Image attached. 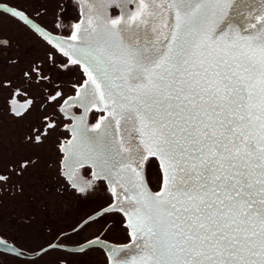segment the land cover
Wrapping results in <instances>:
<instances>
[{"label": "snow or ice", "instance_id": "snow-or-ice-1", "mask_svg": "<svg viewBox=\"0 0 264 264\" xmlns=\"http://www.w3.org/2000/svg\"><path fill=\"white\" fill-rule=\"evenodd\" d=\"M220 5L172 0L174 25L163 44L124 43L118 20L111 30L77 24L69 38L76 43L56 44L88 76L81 106L107 113L94 135L81 117L63 151L76 164L93 160L127 193L133 245L122 260L114 257L123 249H113L112 264H264V15L243 32L221 29ZM7 11L31 23L22 11ZM8 47L0 37V53ZM122 121L138 141L115 132L107 138L106 129ZM29 139L41 142L39 130ZM140 151L159 159L158 191L128 162Z\"/></svg>", "mask_w": 264, "mask_h": 264}, {"label": "flooded vegetation", "instance_id": "flooded-vegetation-1", "mask_svg": "<svg viewBox=\"0 0 264 264\" xmlns=\"http://www.w3.org/2000/svg\"><path fill=\"white\" fill-rule=\"evenodd\" d=\"M91 1L60 0L56 5L57 0H0V37L10 41V47L0 53V175L7 177L0 183V240L19 252L0 250V264H112V254L102 247L73 251L61 246H80L91 240L115 246L133 242L124 214L129 209L124 188L108 179L106 171L93 160L76 164L63 151V146L76 135L74 129L81 124V117L83 126L94 135L93 125L107 114L102 105L99 109L89 105L86 112L79 103L78 92L88 79L84 68L71 64L69 56H64L56 44L7 11H22L33 23L56 36L58 43L71 44L76 43L69 38L77 24L86 28L92 20L102 29L98 17L89 18L90 12L97 10L92 11ZM46 12L49 14L43 18ZM64 46L67 48V44ZM33 68L38 71L33 72ZM25 72L29 75L25 76ZM52 96L56 99L52 100ZM48 124L53 127L48 128ZM37 130L41 133L39 143L29 139ZM138 156L142 160L149 157L145 153ZM148 159L151 158L145 162ZM24 161L29 163L21 169ZM134 164L133 167L138 165L135 161ZM41 200H70L72 212L53 218L59 226L53 230L51 226L44 230L20 228L23 223L35 225L39 221L36 213ZM23 202L29 205L28 214ZM10 204L16 212H8ZM109 205L115 207L91 218ZM20 213L27 215L19 216ZM93 223L92 232L83 234ZM85 252L94 254L84 258L80 254ZM73 255H77L76 260ZM127 255L128 250L119 251L114 258L122 260Z\"/></svg>", "mask_w": 264, "mask_h": 264}, {"label": "water", "instance_id": "water-1", "mask_svg": "<svg viewBox=\"0 0 264 264\" xmlns=\"http://www.w3.org/2000/svg\"><path fill=\"white\" fill-rule=\"evenodd\" d=\"M172 0H143L145 7H141L142 0H93V4L98 17V22H102V29L111 30L113 26L110 24L112 20H118L115 26V32L118 34L119 40L132 46H151L156 43H166V37L170 36L174 25V10L169 7ZM222 18L219 27L221 29L231 25L233 29L241 32L247 30L249 25L256 23V17L264 15V0H221ZM135 17V19H133ZM29 19V18H28ZM30 20V19H29ZM31 21V20H30ZM101 23V24H102ZM30 26L35 24L31 21ZM36 25V24H35ZM37 28L45 32L50 38L52 44H57L59 39L36 25ZM36 30V28H34ZM40 34V32H37ZM45 39L44 36L41 35ZM47 40V39H46ZM48 41V40H47ZM126 140L138 141L139 137L132 127L131 123L125 124L123 121ZM121 123V124H122ZM121 128V127H120ZM119 128L118 132H121ZM136 153V152H135ZM145 152L140 151L137 155ZM147 154V153H145ZM137 155L132 154V163H138V170L141 172L144 182L150 191H158L162 186V168L157 157L149 156L148 162L145 158L140 159ZM129 162V161H128ZM115 205H109L98 211L92 217L103 212L113 209ZM133 245V242L129 248ZM54 244L48 246L38 253L45 251ZM89 246H99L104 248L109 254L113 249H127L124 246H115L105 241L91 240L80 246H61L67 250H83ZM0 250L19 254L18 250L0 240Z\"/></svg>", "mask_w": 264, "mask_h": 264}, {"label": "rangeland", "instance_id": "rangeland-1", "mask_svg": "<svg viewBox=\"0 0 264 264\" xmlns=\"http://www.w3.org/2000/svg\"><path fill=\"white\" fill-rule=\"evenodd\" d=\"M60 2V0H57V2L55 3L56 5H58V3ZM92 11H95V8H94V5H93V10ZM95 13L96 12H90V14H89V18L91 19L92 18V16L94 15L96 18H97V16L95 15ZM49 13L48 12H46V13H43V18H45L47 15H48ZM73 15H74V17H75V13L73 12L72 13ZM75 19V18H74ZM76 20V19H75ZM91 22H92V20H91ZM96 26H98V24H96V23H93L92 22V27H96ZM86 27V26H85ZM89 27V26H88ZM119 130V129H118ZM117 130H109V132L110 133H112V132H116ZM106 132H107V129H106ZM109 132H107V138H109L110 136V133ZM131 159V158H130ZM130 161V160H129ZM115 200V199H114ZM12 203V202H11ZM116 203H118V204H123V203H120V202H116ZM42 204H44V205H42ZM128 204V203H127ZM23 205L24 206H26V212L25 213H29L30 212V209H28V204L27 203H24L23 202ZM13 205L12 204H10V207L8 208V212L9 213H12V212H16L15 210H14V207H12ZM70 206V200H41V204H40V208L39 209H37V213L36 214H38V215H40V216H38V219H39V221H36L35 222V225H25L24 223L22 224V227H20V228H23V227H25V228H34V229H41V230H44V228L46 227V226H51V230H53L54 228H55V226L56 227H59L58 225H57V222H56V224H55V221L53 220V218H56L58 215H60V214H67V215H69V214H71V212H72V208H70L69 207ZM129 206V205H128ZM130 207V206H129ZM24 209H25V207H24ZM50 212L52 213V214H55V215H53V216H50ZM25 213H20L19 214V216H21V215H23V216H25L26 217V215L27 214H25ZM0 214H1V206H0ZM46 214H48L49 216H45ZM73 218V217H72ZM74 218H75V216H74ZM33 222L34 221H32L31 222V224H33ZM18 226H19V224H18ZM93 227H94V223L93 224H91V225H89L88 227H87V229L85 230V231H83V234H88V233H90V232H92V230H93ZM131 239H132V237H131ZM89 254H91V255H93L94 253L93 252H85L84 254H80V255H84L83 257L85 258H87L88 256H89ZM79 255V256H80ZM76 258H77V255H73V259H75L76 260Z\"/></svg>", "mask_w": 264, "mask_h": 264}, {"label": "bare ground", "instance_id": "bare-ground-1", "mask_svg": "<svg viewBox=\"0 0 264 264\" xmlns=\"http://www.w3.org/2000/svg\"><path fill=\"white\" fill-rule=\"evenodd\" d=\"M91 1V0H90ZM92 3V1H91ZM96 15V13H95ZM122 123V122H121ZM121 132H118V130L115 132V135H116V139H124L126 140V136H125V131H124V127H123V123L121 124ZM109 130H116V127L115 125L113 124L112 127H109L107 128V132H109ZM110 133V132H109ZM113 132L110 133V137L108 138L109 140L111 139V136H112ZM133 166V165H132ZM124 250H128V249H124ZM124 250L122 251V253H124Z\"/></svg>", "mask_w": 264, "mask_h": 264}]
</instances>
